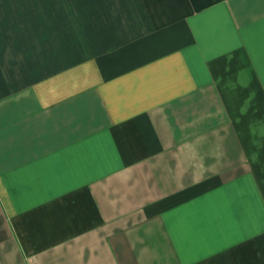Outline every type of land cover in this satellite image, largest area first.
Wrapping results in <instances>:
<instances>
[{
	"label": "crops",
	"instance_id": "1",
	"mask_svg": "<svg viewBox=\"0 0 264 264\" xmlns=\"http://www.w3.org/2000/svg\"><path fill=\"white\" fill-rule=\"evenodd\" d=\"M135 1L0 22V264H264V0Z\"/></svg>",
	"mask_w": 264,
	"mask_h": 264
},
{
	"label": "rangeland",
	"instance_id": "2",
	"mask_svg": "<svg viewBox=\"0 0 264 264\" xmlns=\"http://www.w3.org/2000/svg\"><path fill=\"white\" fill-rule=\"evenodd\" d=\"M135 3V0H0V22H35L34 30H41V22L48 23L51 35L67 31V39L68 33H75V45L78 46L80 37V56L84 57L93 53V22H104L98 25V36L100 33L107 39L100 41L99 47L116 43L139 29H132L127 22H138L139 13L148 15V11L140 10ZM57 45L56 40H51V49Z\"/></svg>",
	"mask_w": 264,
	"mask_h": 264
}]
</instances>
